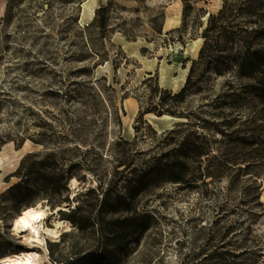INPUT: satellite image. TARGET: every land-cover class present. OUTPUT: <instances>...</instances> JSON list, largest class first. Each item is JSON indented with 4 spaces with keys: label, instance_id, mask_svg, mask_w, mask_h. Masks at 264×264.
Here are the masks:
<instances>
[{
    "label": "rangeland",
    "instance_id": "1",
    "mask_svg": "<svg viewBox=\"0 0 264 264\" xmlns=\"http://www.w3.org/2000/svg\"><path fill=\"white\" fill-rule=\"evenodd\" d=\"M223 1L242 27L236 35L264 50V0H0V131L16 139L0 147V256L24 247L10 224L24 201L9 190L22 159L30 166L54 153L72 165L65 200L29 201L51 212L46 226L67 224L47 236L40 264H101L104 249L116 251L117 264H264V101L226 95L252 79L203 59L181 101L167 102L175 116H139L185 84L208 15ZM216 36L205 57L225 53L214 48ZM184 139L187 153H207L185 156L183 181L164 170L140 187L157 159H179ZM78 205L83 229L68 218ZM141 211L152 217L142 235L118 246L108 239L115 220Z\"/></svg>",
    "mask_w": 264,
    "mask_h": 264
},
{
    "label": "trees",
    "instance_id": "2",
    "mask_svg": "<svg viewBox=\"0 0 264 264\" xmlns=\"http://www.w3.org/2000/svg\"><path fill=\"white\" fill-rule=\"evenodd\" d=\"M249 8L250 7L248 5L244 9L246 13L252 12ZM100 10L102 11L103 8H100ZM233 16L232 9L227 5L226 1H223L222 7L218 10L217 14L210 13L208 15L207 25L202 32L204 43L199 49V57L196 60H191L192 64L190 65L185 84L179 91L173 93L172 95L160 96L158 98V102L155 104L143 106L142 109L139 110L140 117L145 113H155L158 116L163 114L175 116V111L168 107L167 102L168 100H170L171 103L181 101L185 93L190 88L195 65L198 61H202L203 59H207V63L216 62V66L220 65V69L217 70L218 73L233 70L238 78L248 80L252 79V81L248 83H239L237 87H235L236 89L231 87L233 83L230 82L229 84L233 91L228 92L226 94L227 96L233 97V95L241 96L242 94L247 95V93H251L255 98L264 101V50L257 47L253 48L252 41L248 39L249 37L236 35V31L233 28L237 27L242 29V27L238 25V22H236ZM245 29L246 28H244V30ZM212 31L217 32L216 38H212L215 41V44H213L214 48L217 49L216 51H225V53L217 55L210 53L207 57H205V51L211 42L210 32ZM235 46H237L238 49L233 50ZM164 91L166 92L167 89H164ZM4 101L5 97L0 96V111ZM183 125H186V122H179L178 126ZM135 128L137 129L138 125H136ZM176 130L177 129H171L168 133ZM197 136H199V134H197ZM17 137L19 139L18 144H21L25 139L23 133H17ZM15 140L16 139L11 137V133L9 131L5 133L0 131V147L6 142ZM187 144V139H184L176 148V151L178 152V155L176 156L179 159L166 162L163 165H161L159 163V159H157V162L152 164L148 170L144 171L141 178L138 180L140 187H142L143 179L149 176V174H160L164 170H168L170 172L169 179L176 182L183 181L182 174H184L186 170L185 156L188 157L192 154L194 156L201 157L207 153L197 145L196 149H194L192 153H187L186 150L184 151ZM25 164L26 159L23 158L18 168V173L21 174L20 179L9 187L10 191H16V194H18L14 195L15 200L18 199L22 202L24 201L22 204L23 208L32 206V202L29 201V198L34 195L35 197L47 199L53 207L58 206L63 200H65V198L61 200L60 193L62 189H66L72 165L65 166L61 164L56 159L54 153H47L43 157L33 160L30 166H26ZM140 187H138V189H140ZM90 191H92V189ZM117 199L120 200L121 198L118 197ZM82 209L83 206L78 205L77 207H74L68 215V218L72 221V223L80 229L85 228L88 224V217L84 215H76V213L80 212ZM123 209L127 210L128 206L124 205ZM135 214V216L124 217L120 221L115 220L113 226L117 227V229L116 231H112L113 234L108 239L116 240L118 246L122 238L126 235H142L150 227V220L152 217L146 211H141ZM244 253H246V251L242 252L241 255ZM239 255L240 254H237V256ZM102 256L103 258L101 259V264L118 263V254L114 249H104ZM86 258L87 255H84L80 258H76V261H83ZM249 263L254 262H248L246 259H238L237 261H234V264Z\"/></svg>",
    "mask_w": 264,
    "mask_h": 264
},
{
    "label": "bare ground",
    "instance_id": "3",
    "mask_svg": "<svg viewBox=\"0 0 264 264\" xmlns=\"http://www.w3.org/2000/svg\"><path fill=\"white\" fill-rule=\"evenodd\" d=\"M153 116V115H152ZM157 118V117H156ZM158 118L171 119L172 116L163 114ZM58 209V207L56 208ZM33 211L34 213L44 212L42 219L38 221H29L30 227L25 228L22 225H18L17 221L21 219H27L24 217L26 211ZM50 211L41 206H27L21 209V211L15 215L11 221V230L22 238L24 247L19 251L13 253H6L0 256V264H6L8 261L17 262V264H24V258L27 259V264H40V252L39 249L47 250L46 238L57 237L60 233L61 228L67 224V220L55 219L52 227L46 226L45 220L50 215ZM32 228H36V232L32 231Z\"/></svg>",
    "mask_w": 264,
    "mask_h": 264
},
{
    "label": "clouds",
    "instance_id": "4",
    "mask_svg": "<svg viewBox=\"0 0 264 264\" xmlns=\"http://www.w3.org/2000/svg\"><path fill=\"white\" fill-rule=\"evenodd\" d=\"M2 12H3V9L0 8V14H2ZM44 214H45L44 212L34 213L33 211L29 210L24 213V217L27 219H21L17 221V223L18 225H22L23 227L28 228L30 227L29 221H38L43 218ZM32 231L36 232L37 230L36 228H32ZM27 259L28 258H24V264H27ZM6 264H17V262L8 261L6 262Z\"/></svg>",
    "mask_w": 264,
    "mask_h": 264
},
{
    "label": "built area",
    "instance_id": "5",
    "mask_svg": "<svg viewBox=\"0 0 264 264\" xmlns=\"http://www.w3.org/2000/svg\"><path fill=\"white\" fill-rule=\"evenodd\" d=\"M49 264H51V263L49 262ZM54 264H56V263L54 262Z\"/></svg>",
    "mask_w": 264,
    "mask_h": 264
}]
</instances>
